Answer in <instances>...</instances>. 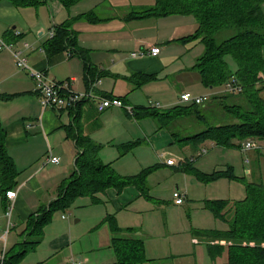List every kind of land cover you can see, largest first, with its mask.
Masks as SVG:
<instances>
[{"label":"crops","instance_id":"1","mask_svg":"<svg viewBox=\"0 0 264 264\" xmlns=\"http://www.w3.org/2000/svg\"><path fill=\"white\" fill-rule=\"evenodd\" d=\"M154 2V0H82L70 8H64L56 0L21 7L16 6L12 0H0V34L6 42L13 43L15 49L22 51L30 68L43 71L48 78L55 81H71V88L76 92L87 90L97 78L98 82L95 83L93 92L121 98L126 104L139 109L137 117L114 107L99 112L92 101L84 102L79 109V124L83 135L101 147L97 153L98 159L103 163H109L121 176H130L131 169H145L150 165L152 153L155 154L166 145L174 144L176 138L178 139L176 134H170L166 126L159 123L157 128L155 127L154 123L157 120L142 109L154 105L140 104L136 92L143 93L150 84L164 79L174 81L175 77L177 84L184 85L185 75L193 73L196 75L191 85L196 96H208L209 101L211 97L223 94L226 90L219 86L215 87L216 91L209 92L193 69L204 48L195 47L202 43L199 40L190 42L180 40L195 31L197 24L193 16L130 18L132 13L152 7ZM262 10L264 12V3ZM92 12L101 20L90 22L78 18L81 14ZM68 22H71L70 28L76 36V48L81 50L83 57L75 54L70 56L67 51L48 56L44 47L50 39L49 32L54 31V27ZM24 43L31 49H24ZM151 47L160 49L157 56L147 54ZM172 51L175 52L171 54ZM137 53H142V56H132ZM262 56L264 59V48ZM188 57L190 62L184 60ZM173 83L172 86L167 83V87L159 92L169 93L161 95L160 102H157L158 107L164 106L163 111L174 106L187 105L180 103L179 97L183 93H192L189 90H180L181 87L177 88ZM152 90L154 96L156 89ZM143 95L146 99L150 97L144 93ZM260 95L264 100V89ZM142 101L145 102V99ZM70 124L72 117L68 111L41 108L34 81L26 71L16 67L8 51L0 50V125L6 134L7 153L18 171L13 188L16 197L12 201L4 199L6 206L11 204L12 207L11 229L15 233L6 246L7 250L14 246L18 248L17 237L20 235L24 238L27 234L26 220L29 216H35L57 197L59 186L65 183L73 171L77 149L74 141L68 136L67 127ZM186 137L188 136L182 138ZM187 143L182 142V145ZM127 144L135 145L124 153L122 147ZM117 145L120 157L115 148ZM49 154L58 157L59 162L45 163L44 160ZM130 155L134 157L132 161L126 159ZM186 165L183 164V169ZM186 178L188 176L183 178L185 183L188 182ZM188 187L189 183L185 184V190L182 192L184 198H187L185 194ZM175 191L181 193L178 185H175ZM104 196L108 202L122 208L139 198L140 194L135 187H126L120 194L108 189ZM156 199L153 197L152 202L157 203ZM182 204L183 202L176 205ZM0 207L2 210L0 219L3 220L0 221V225L4 226L6 219L1 197ZM61 218L65 220L63 216ZM122 230H125L127 237H139L137 228ZM12 231H9L8 235ZM72 243L71 233H61L49 241L47 251L58 253L71 247ZM38 244L31 252L36 250ZM1 247L0 242V251ZM69 259H73L71 252L69 255H62L63 264H68ZM72 264L81 263L78 261Z\"/></svg>","mask_w":264,"mask_h":264},{"label":"trees","instance_id":"2","mask_svg":"<svg viewBox=\"0 0 264 264\" xmlns=\"http://www.w3.org/2000/svg\"><path fill=\"white\" fill-rule=\"evenodd\" d=\"M16 6H35L46 0H12ZM64 8H70L82 0H56ZM152 7L134 12L131 19H143L168 15H191L197 27L192 35L182 38V41L199 40L204 46L203 53L197 59L193 69L200 76L207 88H215L231 83L238 91H227L210 98V102L230 118L227 122L207 123L204 130L193 136L177 139L176 142L195 143L209 140L219 147H237L233 141L242 142L253 139L264 141V100L260 93L264 89V0H154ZM90 22H97L95 14L84 13L78 16ZM71 22L54 27L53 36L45 44L44 50L48 56L67 51L69 55H79L76 48V36L70 28ZM234 63L230 67L228 59ZM97 79V78H96ZM104 96V95H102ZM112 98L109 96H104ZM124 104L126 102L119 98ZM69 111L72 124L67 127L68 136L74 141L77 155L74 169L64 184L59 186L57 197L38 211L35 216H29L25 222L23 240L8 249L2 264H19L24 257L38 244L43 230L50 222L55 210L64 209L76 197H90L93 203L99 200L97 196L113 189L120 194L126 187H135L140 196L149 199L146 187L147 176L156 168L148 167L135 175H118L109 163L98 159L100 145L83 135L79 124V109ZM206 103L202 104L205 105ZM202 105L174 106L165 111L155 107L142 108L153 116L161 126H166L182 117L203 116L198 107ZM133 116L138 110L133 107ZM195 114V115H193ZM225 115V116H226ZM206 123V122H205ZM218 123V122H217ZM5 131L0 125V197L4 199L5 192L13 190L18 171L5 147ZM135 144L124 145L123 152H128ZM184 170L192 173L200 182L228 176L227 173L206 175L196 171L191 164ZM245 184L246 196L234 201L231 205L224 200H214L207 207L216 218L228 225L226 231L202 232L203 236L216 239L218 243L209 244L208 254L212 260L219 257L225 250L227 264H264V184L247 182L244 178H236ZM104 223L112 234L111 248L115 261L111 264H141L145 262L144 244L141 239L126 237L125 230L117 227L114 215H107ZM32 241H28L31 239Z\"/></svg>","mask_w":264,"mask_h":264},{"label":"rangeland","instance_id":"3","mask_svg":"<svg viewBox=\"0 0 264 264\" xmlns=\"http://www.w3.org/2000/svg\"><path fill=\"white\" fill-rule=\"evenodd\" d=\"M198 47L204 46L199 44L195 48ZM174 52L172 51L171 54ZM184 60L191 61L189 57ZM228 60L230 66L234 67L232 60L230 58ZM195 75L194 73L185 75L186 82L184 85L177 84L175 82L176 77L174 81L164 79L150 84L143 91L145 95L150 96L149 99H146L141 91L136 92V95H139L140 104L145 103L156 106L157 102H160L161 95L169 94H160L159 92L167 87V83L172 86V82H174L173 84L177 88L181 87L180 90H189L193 96H196L191 85L194 82ZM153 88L156 89L154 96ZM87 90L79 92L84 93ZM173 90H175L174 87ZM208 91L214 92L216 90L215 88H208ZM143 99H145V102L142 101ZM199 108L203 118L198 119L195 116L182 117L169 123L166 129L170 134H176L178 139H181L183 136H193L204 130L207 123H228L230 117L211 102L207 101L205 105L197 109ZM156 109L163 111L165 108L160 105ZM154 124L157 128L159 122ZM246 141L254 142L257 147L245 151L243 146ZM179 143L166 145L165 148L162 147L155 154L152 153L153 158L149 160L150 165L145 167H156L147 176L145 182L149 199L140 196L125 207L117 208V205L107 201L104 194L101 197L97 196L100 201L96 203H93L90 197H76L64 209L53 212L50 222L43 230L44 236L37 239L41 242L36 250L29 252L19 264H37L39 262L63 264L62 255H69L70 252L73 259H69L68 264L78 261L81 264H111L115 261V254L110 246L112 234L108 225L104 223V218L107 215H114L116 225L121 229H139L138 238L144 244L145 257V262L141 264H227L225 250L214 260L208 254V245L218 243V241L203 236L201 233L209 231L223 232L228 229V225L223 220L216 218L206 205L214 200H224L231 205L234 201L244 199L246 196L245 184L236 178L241 177L247 182L264 184V141L248 139L242 142H232L235 145L240 144V148L215 146L209 140L195 143L188 142L183 145L182 142ZM117 147L118 145L115 148L118 151V157H120ZM203 149L207 153L199 155V152ZM133 158V155H130L126 159L132 161ZM167 160L173 161L174 165L167 167ZM183 164H191L192 168L206 175L227 173L228 176H221L208 182H200L196 176L183 169ZM141 170L143 168L131 169V175H135ZM186 176H188L186 178L188 182L185 183L183 178ZM188 183V192L185 194L187 198L183 199L182 205L177 206L173 199L175 185H178L181 195H184L182 192L185 190V184ZM153 197L157 198V203L152 202ZM62 216L65 220L61 218ZM0 221L3 222L2 219ZM66 232L72 235L73 243L71 247L58 253H48L47 245L49 241L55 236ZM14 234V231H12L8 235L7 244L10 243ZM17 240L19 243L23 238L19 235ZM28 241H32V238Z\"/></svg>","mask_w":264,"mask_h":264},{"label":"built area","instance_id":"4","mask_svg":"<svg viewBox=\"0 0 264 264\" xmlns=\"http://www.w3.org/2000/svg\"><path fill=\"white\" fill-rule=\"evenodd\" d=\"M53 36V32H49V37ZM24 49L29 50L31 47L24 43ZM0 50L8 51L16 67L19 70H24L27 72L28 76L34 81L35 83V90L38 93V99L40 106L43 110L50 109V110H65V111H73L76 107L84 102L92 101L95 102L96 108L99 112L108 109V108H121L123 109L128 115L133 116V107L124 104L119 98L112 97L107 98L104 97L96 92H93L95 83L98 82V79H95L89 86L88 90L84 93L76 92L71 88V81H55L47 77V75L40 70H34L30 68L26 62V58L22 55V51L15 49L13 43L6 42L4 38L0 34ZM160 49L158 47H151L147 54L149 56H157L159 54ZM142 56V53L132 54V56ZM225 89L227 91H238L236 87H234L231 83H226ZM208 96H193L190 93H183L179 97V102L182 104H194V105H202L208 101ZM155 108L158 105L153 106ZM245 151L255 149L257 145L254 142L246 141L244 144ZM206 150L203 149L199 152V155L206 154ZM45 163L57 164L59 162V158L56 156H49L46 157L44 160ZM167 165H174V162L171 160L166 161ZM16 197V192L14 190H8L5 192V198L9 201H12ZM173 198L176 204H181L184 199V195H181L178 191L173 193ZM11 212L12 207L11 204H7L4 210V217L6 219V223L4 226L0 225V242H2V247L0 251V264L3 263L4 255L7 250V237L9 231L13 227L11 222Z\"/></svg>","mask_w":264,"mask_h":264}]
</instances>
